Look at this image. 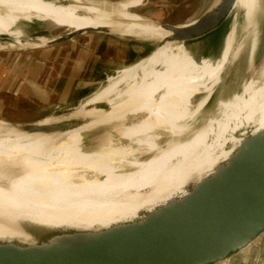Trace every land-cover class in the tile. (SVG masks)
<instances>
[{
    "label": "bare ground",
    "instance_id": "bare-ground-1",
    "mask_svg": "<svg viewBox=\"0 0 264 264\" xmlns=\"http://www.w3.org/2000/svg\"><path fill=\"white\" fill-rule=\"evenodd\" d=\"M146 2L0 0V37L37 41L36 46L51 39L28 37L26 32L108 28L121 37L166 42L170 34L160 22L134 12ZM263 6L261 0H237L236 17L218 59L212 54L196 60L183 44L162 42L151 56L131 62L135 64L107 79L71 115L94 119L85 129L43 135L16 132L0 122V210L52 225L110 224L133 221L141 211L184 195L188 184L210 174L229 155L225 143L236 142L238 131L251 125L264 128V56L242 93L222 105L221 119H213L206 109L224 67L238 52L237 11L244 12L243 32L253 44L262 43L255 18ZM75 12L102 14L106 22ZM21 22L28 24L25 29ZM132 81L133 88L113 92ZM201 92L203 99L191 105L189 99Z\"/></svg>",
    "mask_w": 264,
    "mask_h": 264
},
{
    "label": "water",
    "instance_id": "water-1",
    "mask_svg": "<svg viewBox=\"0 0 264 264\" xmlns=\"http://www.w3.org/2000/svg\"><path fill=\"white\" fill-rule=\"evenodd\" d=\"M236 3L237 0H216L195 20L182 24L160 23L170 34L166 42L181 43L188 49L190 43L216 35L212 47L216 46L229 21L232 27ZM243 13V10L237 11L234 50L238 48V52L224 67L221 81L207 101L208 104L212 100L213 119H221L222 105L233 101L254 78L256 61L264 50V6L259 7L261 14L257 13L255 18L262 43L253 44L252 37L243 32ZM87 34L108 39L127 38L108 28L68 31L53 37L49 43L18 51L48 49ZM141 41L138 47L150 52L140 59L151 55L164 42ZM212 53L210 50L206 58ZM129 64L120 65L119 69ZM107 79L62 80L61 87L66 92L61 97L76 98L94 88L99 91ZM29 84L39 88L32 81ZM51 90L60 92L57 88ZM194 99H189L191 105ZM101 108L112 110L109 106ZM38 111L44 113L45 108ZM72 114L32 122H0L20 133L63 135L87 128L94 121L85 116L72 117ZM48 118L57 121L44 124ZM213 138L214 134L210 140ZM233 138L236 142L225 143L229 155L210 174L188 184L184 195L141 211L133 221L52 225L35 216L10 211L6 214L0 210V264H264V128L257 130L251 125ZM210 140L208 144L213 141Z\"/></svg>",
    "mask_w": 264,
    "mask_h": 264
},
{
    "label": "rangeland",
    "instance_id": "rangeland-1",
    "mask_svg": "<svg viewBox=\"0 0 264 264\" xmlns=\"http://www.w3.org/2000/svg\"><path fill=\"white\" fill-rule=\"evenodd\" d=\"M107 1H110L111 4H116V3H121L124 0H107ZM215 1L216 0H147V2L144 3L143 6L135 9L134 12L137 13L138 18H143V19H145L149 22H152V23H154V21H156V22H160L163 24H167V23H169V24L170 23L171 24H182V23L190 22L192 20L199 18L202 14H204L212 6V4ZM68 2L69 1L64 2V3H68ZM75 13L80 14V15H86L87 17H89L90 19H92L95 22L102 20V19L104 21L106 20L104 18L105 15H102V14H83L81 12H75ZM231 20H232V18H231ZM231 22L232 21H229V24H227L225 29L220 33V35H219L220 36L219 37L220 43L216 44V46L212 47L213 46L212 45L211 47H208L209 45L207 44L212 40V38L214 39L215 36L208 37L204 40H200L198 42H194V43L189 44L190 48H195L197 46L202 45L200 48V52L197 53L198 54V57H197L198 60H200L203 57H207L209 55L210 50H212V52H213L212 54H216L215 57H218L220 55V53L222 51V47H223V39L230 29ZM27 25L28 24L26 22H21L22 29H25V27H27ZM67 30H68L67 28L55 27L52 30H47V31L39 30V31H34V32L30 31L29 33L26 32L25 34H26V36L32 37V38H46V39L50 38V39H52L53 37L58 36L61 33L68 32ZM51 32H53V33L51 34ZM91 37H92V35L87 34L84 37H82V39H80L79 41L77 40V42H75L76 43L75 45H77L78 42L86 44L91 39ZM116 39H119L120 43H125V45L128 48L133 47L134 49L137 50V52H135L131 57H129L130 61H135V63H137L138 61H141V60H143V59H145V58H147L153 54L152 53L151 55H149L143 59H140L141 57H144L146 54H148L150 52V50H148L146 48H144V49L139 48L140 43L142 42L141 40H138L135 38H128V37L127 38H121V39L117 37ZM221 41H222V44H221ZM35 43H38V42L33 41L32 43H27L23 39H21V41H17L14 38L1 35V37H0V53L6 54V55L11 54L10 60L7 63L8 67L12 70V68H14V66H16V64L19 65V68L17 67V68H15V70L13 69L14 74H18L19 72H21V71H19V69H20V70H23L24 72H22V73H24L26 75H33V71L35 68L34 65H38V63H36L37 61L34 60V57H36V56L33 55V51H35V50L27 51L28 53L30 52L29 54L31 55V57L29 58L28 61L25 60L28 58V56L26 55V52H22V51H18V50L30 47V46L34 45ZM98 51L100 54L102 53L101 56L103 55V57L107 58L108 60H115L116 59L115 53L111 50L110 46L107 44L106 45L102 44L101 46H99ZM44 54L45 55L42 56L43 61H41L39 63L41 65L40 67H42V70L44 69L43 66L46 65V61L44 60V58L45 59L47 58V60L48 59L50 60V57L53 56V52L52 51L51 52L46 51V52H44ZM129 54H131V51L128 52V55ZM263 54H264V50H263L261 56L256 61V68H257V66L260 65L261 60L264 56ZM21 55H23V57H21L23 59L20 58ZM23 61H25V62H23ZM135 63H132L130 65H133ZM130 65H128V66H130ZM50 66H52V65H50ZM128 66H126V67H128ZM123 68H125V67H123ZM123 68H121V69H123ZM121 69H118L113 75H110L108 77V79H113V78L118 77V75L119 76L123 75L124 72L121 73ZM52 75H53L52 70H46L44 72L43 76L40 77L39 80L41 81V83L45 80H48L49 83H51V82H53ZM82 75L84 76L85 74L83 73ZM248 79H250V76L248 77ZM108 81H110V80H108ZM11 83L15 84L16 93H14L15 91H12V93H11V89L9 91L5 90L3 92L5 94L6 93H8V94H6V97L4 99H2V97L4 95L2 96V94L0 93V120H2L1 118H3V120L14 121V122H32V121L41 120V119L46 118V117H52V116L53 117H59V116L69 115L71 113H74L76 111V109L80 106V104L82 102H84V100L86 98H88L90 95L93 94V92H95V91L97 92V90H98V88H94L93 91L91 90L88 93L80 95L72 101H70V99H64L63 97H59L56 95L55 96L46 95L47 98H50V101H47V103H42L40 101H36L34 99V97H31V92H29L30 90H28L27 88H24L25 86H23L14 77H10V84ZM106 83L101 87V89L106 85ZM135 85L136 84L133 81L132 82H125V83L123 82L122 84H119L113 92L120 91V90L121 91L128 90V89L133 88ZM26 92H28V94H26ZM203 95L204 94H202V92L195 95V99L193 100L194 104L199 102L201 99H203V97H204ZM25 98L31 99V102L26 101V102L19 103L20 99H25ZM63 99L65 101H62L59 103L57 102V101H60ZM67 101H69V102H67ZM212 105L213 104H212V100H211L210 102H208V104H206V109L211 110ZM102 107H106V106L102 105ZM41 108H45L44 113H40L38 111ZM122 144H127V142L122 141Z\"/></svg>",
    "mask_w": 264,
    "mask_h": 264
},
{
    "label": "crops",
    "instance_id": "crops-1",
    "mask_svg": "<svg viewBox=\"0 0 264 264\" xmlns=\"http://www.w3.org/2000/svg\"><path fill=\"white\" fill-rule=\"evenodd\" d=\"M90 35H92L90 39L91 41L89 40L90 42L88 41L86 44L78 42L77 45H75V42H77V40L79 41L80 39H82V37L85 36L84 35L71 42L63 43L48 49H40L33 51V55L36 56L34 57V60H36V63H38V65H34L35 68L33 71V75H26L22 73L24 71L20 69L19 71L21 72H19L18 74H14L13 71L15 70V68H19V65L16 64V66H14V68H12L11 70L7 65L8 61L10 60L11 54L6 55L0 53V93L2 94V96L4 95L2 99L6 97V94H8H5L3 92L5 90L9 91L11 89V93L12 91H15L14 93H16L15 84H10V77H14L23 86H25L24 88L30 90L29 92H31V97H34L36 101L47 103V101H50V98H47L46 95H56L61 97L62 93L66 92L65 90H62V80L71 79L75 81H97L103 78L106 79L110 75H113L119 69L120 65L122 66L133 62L130 61L129 58L135 52H137V50L133 47L128 48L125 43H120L119 39L116 38L108 39L103 35L99 34ZM102 44H107L110 46L111 50L115 53V60H108L107 58H104L103 55L101 56L102 53H99L98 48ZM83 46H86L88 49L83 48ZM46 51H52L53 56L50 57V60L44 58L47 66L44 65V69L42 70V67H40L41 65L39 63L43 61L42 56L45 55L44 52ZM129 51H131V54L128 55ZM29 53L26 52V55L28 56V58L25 59L26 61H28L31 57ZM21 57H23V55H21L20 58ZM46 70L53 71V82L51 83H49L48 80H45L41 83V81L39 80ZM83 73L85 74L84 76L82 75ZM29 81L35 83L39 88L36 89L35 87L30 86ZM51 88H57V90L59 89L60 92L57 94L55 93V91H52ZM41 90H46L47 92L44 93ZM91 90L93 91V89ZM91 90H85L81 95L88 93ZM26 94H28V92H26ZM64 99H69V97ZM64 99L57 102L59 103L65 101ZM74 99L76 98H71L70 101ZM26 101L31 102V99H20V102Z\"/></svg>",
    "mask_w": 264,
    "mask_h": 264
},
{
    "label": "trees",
    "instance_id": "trees-1",
    "mask_svg": "<svg viewBox=\"0 0 264 264\" xmlns=\"http://www.w3.org/2000/svg\"><path fill=\"white\" fill-rule=\"evenodd\" d=\"M212 36H215V37H214V39L212 38V40L209 43H207L209 45L208 47H211L215 43L216 35H212ZM201 46L202 45L197 46L195 48L188 47L189 51H191V54L193 55V57H195V59H197V57H198V54L197 53L200 52Z\"/></svg>",
    "mask_w": 264,
    "mask_h": 264
},
{
    "label": "flooded vegetation",
    "instance_id": "flooded-vegetation-1",
    "mask_svg": "<svg viewBox=\"0 0 264 264\" xmlns=\"http://www.w3.org/2000/svg\"><path fill=\"white\" fill-rule=\"evenodd\" d=\"M19 103H22V102H20V100H19Z\"/></svg>",
    "mask_w": 264,
    "mask_h": 264
}]
</instances>
